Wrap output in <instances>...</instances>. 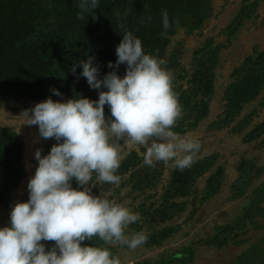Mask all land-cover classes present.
<instances>
[{"label": "rangeland", "instance_id": "rangeland-1", "mask_svg": "<svg viewBox=\"0 0 264 264\" xmlns=\"http://www.w3.org/2000/svg\"><path fill=\"white\" fill-rule=\"evenodd\" d=\"M72 38L57 36L41 51L45 71L59 85L80 61ZM163 39L159 56L174 75L183 107L174 131L192 133L201 151L181 172L163 162L148 167L143 148L125 147L119 186L101 184L94 175L91 191L140 213L128 231L144 232L147 243L131 250L93 237L83 244L109 247L121 264H264V0H202L188 21L177 9ZM99 91L89 87L86 97L98 100ZM48 98L0 97V129L18 152L10 153L0 177V228L10 226L12 206L29 199L35 151L45 156L57 143L40 138L38 126L21 116ZM105 117L111 118L107 105ZM71 183L78 187L75 179ZM42 243L47 250L55 242Z\"/></svg>", "mask_w": 264, "mask_h": 264}, {"label": "clouds", "instance_id": "clouds-1", "mask_svg": "<svg viewBox=\"0 0 264 264\" xmlns=\"http://www.w3.org/2000/svg\"><path fill=\"white\" fill-rule=\"evenodd\" d=\"M99 2L78 0L77 19L98 20ZM161 17L162 35H167L172 25L166 9ZM151 19L149 15L140 22ZM118 27L123 38L116 47L117 60L108 62L112 71L101 79L94 56L70 69L77 81L82 76L91 89L100 90L98 100L48 98L21 113L24 124L38 126L40 138H54L57 143L45 156L42 149L34 153L38 166L27 184L29 199L16 202L10 226L0 228V264H121L109 247L83 242L98 237L105 245L135 250L147 243L148 236L128 231L141 219L140 213L92 194L93 176L101 184L119 186L121 177L116 173L125 147L143 148V164L148 167L163 162L182 172L196 163L200 141L192 133L174 131L183 107L166 59L159 50L145 53L141 39L123 24ZM120 65H126L123 77L117 74ZM77 67H82L79 75ZM105 105L111 118L105 117ZM73 179L77 188L72 187ZM42 241L55 243L46 250Z\"/></svg>", "mask_w": 264, "mask_h": 264}, {"label": "trees", "instance_id": "trees-1", "mask_svg": "<svg viewBox=\"0 0 264 264\" xmlns=\"http://www.w3.org/2000/svg\"><path fill=\"white\" fill-rule=\"evenodd\" d=\"M201 2L100 0L95 10L99 19L93 21L91 16H86L85 20L77 19L78 0H0V97L5 93L32 98L86 97L89 89L86 78L81 76L77 81L71 74L59 85L53 74L45 71L41 51L51 47L53 38L61 35L73 37L76 56L80 60L94 56V65L98 66L102 79L113 70L108 68V62L117 60L116 47L123 38L119 24L141 39L147 51L159 50L160 53L165 45L161 10L168 11L172 25L169 33L173 29L177 9L188 21L196 14ZM149 15L151 21L140 22L141 18ZM125 71L126 65H120L117 74L123 77ZM51 89H57L62 95L53 94ZM13 140L7 131L0 129V177L8 169L5 161L9 160L10 153H18Z\"/></svg>", "mask_w": 264, "mask_h": 264}]
</instances>
